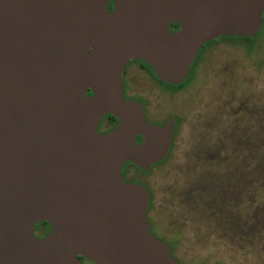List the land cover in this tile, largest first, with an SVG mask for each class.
<instances>
[{
    "label": "water",
    "instance_id": "95a60500",
    "mask_svg": "<svg viewBox=\"0 0 264 264\" xmlns=\"http://www.w3.org/2000/svg\"><path fill=\"white\" fill-rule=\"evenodd\" d=\"M108 1L0 0V264H178L121 175L166 156L172 122L149 123L122 72L143 60L181 83L204 43L255 36L264 0Z\"/></svg>",
    "mask_w": 264,
    "mask_h": 264
},
{
    "label": "rangeland",
    "instance_id": "374dc122",
    "mask_svg": "<svg viewBox=\"0 0 264 264\" xmlns=\"http://www.w3.org/2000/svg\"><path fill=\"white\" fill-rule=\"evenodd\" d=\"M263 15L254 41L209 40L179 88L126 68V98L149 123L172 122L166 159L123 173L147 188L149 226L178 264H264Z\"/></svg>",
    "mask_w": 264,
    "mask_h": 264
},
{
    "label": "trees",
    "instance_id": "16d2710c",
    "mask_svg": "<svg viewBox=\"0 0 264 264\" xmlns=\"http://www.w3.org/2000/svg\"><path fill=\"white\" fill-rule=\"evenodd\" d=\"M263 23H264V15H263ZM178 29V24L176 23V22H172L171 24H170V30L171 31H175V30H177ZM222 37H225V38H228V39H244V40H251V41H254L255 39H256V37H254V38H251V37H238V36H231V37H229V36H222ZM222 37H220V38H222ZM210 43H212L211 41L210 42H206V43H204L203 45H202V47H201V49L197 52V54H196V56H195V58H194V60H193V62H192V64H191V67H190V70H189V72H188V75H187V77L185 78V80L183 81V82H181V83H179V84H175V85H172V84H168V83H166V82H164V81H162V80H159V79H157L155 76H154V74H153V70H152V68H151V66L150 65H148L145 61H143V60H136V61H138V62H140L141 64H142V66L158 81V82H160L162 85H164L165 87H167V88H169V89H176V88H179V87H181V86H183L190 78H191V76H192V74H193V72H194V69H195V66H196V64H197V62H198V60H199V58H200V55H201V53H202V51H203V49L205 48V47H207ZM87 94H91V92H90V90H88L87 91ZM109 116V118H110V120L111 121H113L115 124H116V119L112 116V115H108ZM140 139H141V137L140 136H137L136 137V142H139L140 141ZM166 159V157L161 161V162H163L164 160ZM161 162H159V163H156L155 165H158V164H160ZM126 163H129V162H126ZM40 225H42V226H44L43 228L45 229V231H47V229H48V223L47 222H45V221H42L41 223H40ZM150 227V226H149ZM150 229H151V227H150ZM170 248H171V253L173 254V247H171L170 246ZM79 259L82 261V259H83V257L82 256H79ZM92 264H94L93 262H92Z\"/></svg>",
    "mask_w": 264,
    "mask_h": 264
},
{
    "label": "flooded vegetation",
    "instance_id": "af4514ba",
    "mask_svg": "<svg viewBox=\"0 0 264 264\" xmlns=\"http://www.w3.org/2000/svg\"><path fill=\"white\" fill-rule=\"evenodd\" d=\"M112 2H113V0H109V1H108V3L106 4V9H108V10H111V9H112ZM138 64L141 65L140 63H138ZM127 67H128V66H127ZM127 67H125V69H124V73H123V88H124V91H125V82H124V79H125V72H126V68H127ZM116 121H117V120H116ZM103 123L107 124V126H108L107 129L104 130L103 132L108 131L109 129H111L112 127H114V126L117 124V122H116V124H115L113 121H111L108 115H105V116L100 120V122L98 123V127L101 126V124H103ZM158 124H159V123H158ZM122 175H123V173H122ZM123 176H124V175H123ZM40 223H41V222L36 223L35 226H34V229H33L34 232H36V231H38V230L41 231L40 233H35V235H36L37 237H43L44 235L47 234V232H48V230H49V227H48L47 231H45V229L43 228L44 226L40 225ZM82 262H83L84 264H87L88 262L92 264L91 261H89V260H87V259H85V258L82 259Z\"/></svg>",
    "mask_w": 264,
    "mask_h": 264
},
{
    "label": "crops",
    "instance_id": "0c3cea01",
    "mask_svg": "<svg viewBox=\"0 0 264 264\" xmlns=\"http://www.w3.org/2000/svg\"><path fill=\"white\" fill-rule=\"evenodd\" d=\"M133 62L140 63V62H138V61H136V60H130V61L125 65V67H127L130 63H133ZM140 64H141V63H140ZM141 66H142V64H141ZM125 67H124V69H125ZM142 67H143V66H142ZM143 68H144V67H143ZM124 69H123V72H122V91H123V96L126 98V96L124 95V92H125V91H124V88H123V73H124ZM144 69H145V68H144ZM150 75H151V74H150ZM187 75H188V74H187ZM151 76H152V75H151ZM152 77H153V76H152ZM186 77H187V76H186ZM153 78H154V77H153ZM154 79H155V78H154ZM157 79H158V78H157ZM155 80H156V79H155ZM159 80H160V79H159ZM184 80H185V79H184ZM184 80H183V81H184ZM156 81H157V80H156ZM183 81H182V82H183ZM178 84H179V83H178ZM174 85H175V84H174ZM87 91H88V90H87ZM86 93H87V92H86ZM105 115H109V114H105ZM105 115H103V116L101 117V119H102ZM101 119H100V120H101ZM115 119H116V118H115ZM100 120H99V122H100ZM116 120H117V119H116ZM99 122H98V123H99ZM97 126H98V124H97ZM97 128H98V127H97ZM112 128H113V127H112ZM112 128H111V129H112ZM97 130H98V129H97ZM109 130H110V129H109ZM109 130H108V131H109ZM99 132H100V131H99ZM105 132H107V131H105ZM105 132H101V133H105ZM137 136H140L141 139H142V136H141V135H136V137H137ZM141 139H140V141H141ZM140 141H139V142H140ZM165 157H166V156H165ZM165 157H164V158H165ZM164 158H163V159H164ZM163 159H162V160H163ZM162 160H161V161H162ZM161 161H160V162H161ZM126 162H129V161H126ZM126 162L123 164V166H122V168H121V175H122V173H123V168H124L125 164H129V165H133V166L137 167L136 165H134V164L131 163V162H129V163H126ZM157 163H159V162H157ZM155 164H156V163H155ZM155 164H152L151 166H153V165H155ZM137 168H138V167H137ZM139 169H140V168H139ZM123 175H124V173H123ZM123 175H122V177H123L124 181L130 182V181L126 180V179L124 178ZM133 183H138V182H133ZM140 184H141V183H140ZM143 186H144V185H143ZM149 200H150V199H149ZM147 219H148V218H147ZM148 224H149V222H148ZM149 229H150V227H149ZM150 230H151V229H150ZM151 231H152V230H151ZM154 235H155V234H154ZM155 236H156V235H155ZM171 254H172V253H171Z\"/></svg>",
    "mask_w": 264,
    "mask_h": 264
}]
</instances>
